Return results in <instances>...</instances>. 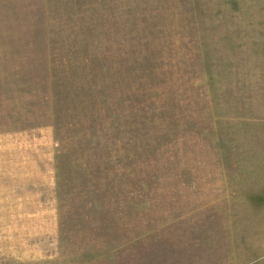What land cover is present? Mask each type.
<instances>
[{
    "label": "rangeland",
    "instance_id": "374dc122",
    "mask_svg": "<svg viewBox=\"0 0 264 264\" xmlns=\"http://www.w3.org/2000/svg\"><path fill=\"white\" fill-rule=\"evenodd\" d=\"M0 264H264V0H0Z\"/></svg>",
    "mask_w": 264,
    "mask_h": 264
}]
</instances>
